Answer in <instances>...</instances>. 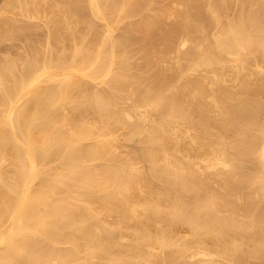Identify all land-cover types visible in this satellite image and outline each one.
Instances as JSON below:
<instances>
[{
    "label": "bare ground",
    "instance_id": "obj_1",
    "mask_svg": "<svg viewBox=\"0 0 264 264\" xmlns=\"http://www.w3.org/2000/svg\"><path fill=\"white\" fill-rule=\"evenodd\" d=\"M34 1L35 0H2L3 6L0 8V38H5L8 33H13L14 35L18 31L23 21H20L21 24H15V21L17 20V22H19L18 20L20 18L17 16L19 14L21 15L20 11H22V9L26 10L25 8L30 7V10H28L29 16L31 17L30 13L35 14L33 12L38 9V6L35 7L37 3ZM56 1L58 0H47L46 5H42L44 7L47 6L48 16L46 15V10L44 12L46 16L44 17L47 19L45 21L43 17L44 23H40L43 26L45 22L54 23L53 26L47 23L50 27L48 26L49 31L47 30L46 32L48 38L49 35L53 36V38L50 36L53 43L63 42L72 43L71 45L74 44V46L70 47L72 48L71 51L73 50L71 52L72 54L70 53L71 56L69 54V56H67L66 52V56L63 55L64 58L66 57V61L67 57L71 58V60L67 62L62 57H60L62 58L61 60L58 59L59 55L54 53V55H56L55 57H58L54 60H63L62 62H65V65L70 62V64L68 63V71L64 73L52 72L48 68L47 63L45 66L44 63L42 67V64H40L41 69L39 70L33 68L34 70L30 73L28 69L29 75L31 74L29 77L27 73L28 70L25 72L23 70V73L21 71L19 75L15 74L17 70L15 71L12 69L9 57L8 60L10 61L5 58L3 63L1 62L0 64L2 65L0 66V264H88L91 263V260L97 261L98 264H134L135 261V264H137L138 260H142V263L138 262V264H146L149 263V261H147L149 257L145 259L146 257L144 258V254L145 252L148 253L150 249L159 252L158 255V252L156 253L155 251V253H152L150 250V253L147 254L151 255L152 253L155 256L152 258H157L156 260L159 261L157 264H175L176 260L183 259L182 257L186 259V256L190 258L191 261L188 262V259L180 260L181 262L178 264H182L183 261L184 263L187 261V263L191 264L196 256L197 258H195L196 260L194 261L195 264H264V238L262 237L264 236V232L261 229V226L262 228L264 226V123H262L263 125L261 124L262 127L256 125L259 127L257 128L258 134L254 133L255 135H250L249 133L248 136L247 133L250 128V126H248L249 128L247 129V125L252 124L253 126L251 125V129L255 128L256 131L254 125L260 121L264 122V119L258 120L257 118V116L262 113L259 111L260 106L262 107L264 104V75L262 76L261 74L262 77H257L255 80L253 79L254 81L248 79H252L250 76H254L255 71L259 73L257 71H260V69L264 67V12L261 10V5H264V0H209L210 5H208L206 1L207 6L204 5V0H174L173 3L171 2L172 4L170 1L173 0H168L170 4L166 2L167 0H153L155 1L153 6L157 3L154 7H149L152 9H150L151 13H153L147 16L149 11L147 15H144V17L146 16L145 18L142 17V19H144L142 21L141 14L140 18H138L140 20H138V22L135 20L136 23H132L134 20H132L131 23L127 22L125 25L121 23L122 28L119 24L120 27H118V31L120 34H118L120 36H118L115 31L117 34L115 38L110 34L114 32L113 30L117 26L115 24L118 15L123 14L125 18H128L130 13H136L132 12L135 6L138 4L137 7L140 9L141 5L139 4H141V2L145 4L144 2H147L146 0H134L135 2L131 0H63L65 2L63 4L64 10H62L63 7H60L62 10L61 13H59L60 9L58 5L62 3H59V0V4L55 5ZM158 2H163V4H158ZM174 5H178L180 7H178L179 10L176 9ZM148 6L149 3L147 8ZM15 7H18L19 13L13 12ZM40 10H42V8H40ZM142 10L144 12V7ZM227 10L231 11V15L225 14L230 16H226V18L224 13H226ZM1 11H5V15L1 16ZM84 11H87L89 15L88 18L82 16ZM6 12H9L10 15H7ZM23 12L24 14L27 13V11ZM36 14L38 15V13ZM41 14H43V11ZM126 15L128 16L126 17ZM19 17L23 19V17L26 18L27 15ZM40 17L42 16L37 18L39 19ZM96 17L101 20V23H96L94 19ZM167 17H171V20H167L168 23L166 22ZM27 18L25 21L27 20L28 22L29 19ZM31 19L34 20L36 18L31 17ZM110 21L115 22V27L109 24ZM163 22H166L167 25H164ZM24 23L25 22H23V24ZM13 24L16 27H14ZM27 24L29 25V23ZM31 25L32 27L35 26L33 24ZM21 27L20 30H23V32L26 27L31 28L30 25ZM120 28L123 30L120 31ZM31 30L33 29L31 28ZM178 34H181V38ZM177 36L180 38V42L178 40L179 47H189L186 50L184 48V51L179 48L181 50L180 58L178 57L179 49H176L175 54L173 53L175 58H170L172 57V52L175 50L174 45H176ZM43 39L41 41H43ZM23 40L26 39L23 38ZM35 40L36 38L34 41ZM30 42L32 41L30 40ZM35 43L36 42H34V44ZM47 43L48 41L46 44ZM126 43H135L143 47L146 45L147 48L145 50V48L141 47L145 51L143 52L144 60L140 62L141 64L139 63L140 65L137 64L139 65L138 68H135L137 73L134 72L133 69L134 75L131 76V71L126 72L124 70V72L128 73L127 75L131 74L130 77L125 76L126 73L124 75L123 71L111 70L113 67L108 68L117 60H119L117 61L119 63L122 62L120 59L116 58L119 53H116L115 56L114 51L116 47H128L129 50H127L128 48L126 50L131 51V46H125ZM41 44L42 43H40V45ZM25 45L26 44H24V46ZM106 45L107 47H103L102 50L101 46ZM154 45L161 48V50L158 48L161 54L156 50ZM30 46L31 44L29 43V47ZM147 46L150 47L149 52L155 50L163 57L171 55L170 57L168 56L169 60L164 58L168 61H170V59L171 61L175 59V63L177 61L176 57L179 59L177 62H180L181 59L180 65L175 63L179 68L180 66H184V64L186 65V67L184 66L185 69H183L184 67L182 68L184 71L181 69L183 71H180L181 74H189L196 67L197 69L200 67V70L203 68L205 70L203 69L202 72L200 71L203 74L200 73L196 77L189 76L187 78L185 76L186 79L183 82L181 79L182 83L180 82V84H177L175 81L178 78L177 76L181 74L177 75V72L172 73L173 71L170 70L172 72H168L171 74L165 75L167 68H172L170 65L174 68L176 67L175 64L171 62L172 64L166 66L167 63L165 61L167 60L162 58L164 63H166V68L163 65L166 72L164 68L163 70L162 68H156L158 65L162 66L163 62L160 63L159 61L161 58H159L160 60L157 59L159 55L156 53V56L154 53L156 56L155 59L160 63L157 66L154 65L156 64V60L153 59V51L151 53H146L149 49ZM39 47L40 46H38L37 49L35 46L36 51L41 48ZM52 47L53 46H51V48ZM63 47L65 49V46ZM63 47H59L58 49L61 48L63 50ZM88 47L98 48L93 57H89L91 54H88V52H91V50ZM70 48H68V50ZM27 49L29 50V48ZM33 49L32 47V50ZM44 49L46 50V46ZM117 49L120 51L119 47ZM123 49L122 47V50ZM42 50L40 49V51ZM36 51L32 57L30 55V57L25 55L29 57V59H27L28 61L25 60L28 62V65L23 60L24 67L26 65L28 67L29 65L35 67L38 64L36 54H39V52ZM127 51L124 52L123 50V53H127ZM30 53L32 52H27V54ZM63 53L64 52L61 54ZM123 53L120 54L124 55ZM143 53L138 54L141 56ZM47 54L50 56L49 53ZM47 54L45 56L46 58ZM147 55H149V58ZM249 55L252 56L251 60L248 57ZM247 58L249 61H247ZM45 59H43V61L47 62L48 60L45 61ZM150 59H152L153 62L155 60V63ZM51 60L49 59V62H51ZM15 61L13 62L12 60L13 64H15ZM20 61L19 59V62ZM40 61L42 62V60ZM56 61H53L54 65ZM105 61L107 62L102 63ZM95 62L97 65L98 63L100 65H98V67L94 66L93 64ZM182 62H184L183 65H181ZM116 63L114 65H116ZM101 64H105V67L107 65V69L105 70V67H102ZM246 64H252V70L250 69V71H248V65ZM115 68H117V66H115ZM53 69L56 68L53 67ZM123 69L124 68H122V70ZM263 69L264 68H262V70ZM2 70L3 73L5 72L4 74ZM177 70L179 69L177 68ZM253 70H255L254 73ZM111 71L114 72L110 74V76L109 72ZM225 72H230L229 74L232 77H230L231 81L234 82L225 81V78L230 76H227ZM224 75L226 77H223ZM99 76H101V78L105 76L108 77L107 79H105L106 77L104 78V82L102 81L103 86L101 87L99 82H95L96 84H92V89L94 88V90L85 91V82H87V80L85 82L83 81L86 78L93 80L98 77L99 79ZM41 78L44 84L39 86L38 83L42 81L40 80ZM226 80L228 79L226 78ZM177 81L180 80L178 79ZM222 82L226 84L225 86L231 83L230 86L233 85V87L231 86L233 91H235L234 83H236L235 87L237 91L239 90V94L236 91L238 95H233V92H231L232 90L224 87ZM39 84H41V82ZM97 84H99V87L97 86L99 89H95L96 86L94 85ZM132 87H137L140 92L142 87H146V90L142 89L144 92H141V94L138 90L134 91L136 88L133 89L136 94L139 92V97L133 96L137 100L136 103H134V98L130 97L129 94ZM206 87H210L211 89L207 88V93L204 94L206 98H201L200 100L210 99L211 97L212 104L214 103L215 107L217 105V108H214L215 112L219 110L218 106L222 108V110L220 109V111H218L219 114L217 113L219 116L222 115L221 117L217 116L215 118L216 114L209 110V108H212V104L211 107H209L211 99L208 100V102L204 100L206 103L203 101L200 104L194 102L197 104L196 106L190 102L193 98H196V92L199 93L203 89L206 91ZM222 88H226L229 90V94H232L231 96L228 94L231 97H229L230 99L235 96V98L232 99L233 102L235 101L233 104H230L231 101L227 98L228 96H226L228 100L222 97V101H229L230 105H225L227 102L224 104L221 99L222 105H218L220 101H217L215 97L211 96L213 93L208 92L212 91L214 95L216 93L215 91L218 92V95H221V92H223L222 95L227 94L228 92ZM127 90H129V92ZM164 91L171 93L168 94L166 92L167 95H165L166 93ZM87 92L89 93L87 94ZM191 92L195 94V97H192L193 95ZM208 93L210 96L207 95ZM125 94H128V99H133L132 105H130V99L127 101H129V106L134 105L131 109L135 107L133 110L135 115L132 114V111L129 113L126 110L128 106L124 103L126 102L124 100V98H126ZM189 95L192 96L190 97ZM202 95L200 94L199 96L201 97ZM215 96L216 98L219 97L217 95ZM256 96L261 97L259 101L262 102L260 104L259 101L255 99ZM77 97L78 100H81L78 101ZM188 97L191 98L190 101ZM73 98L76 99L74 100ZM194 99L193 101H195ZM72 100H77L78 102H72ZM122 100H124V102ZM122 102L123 106L126 105L124 106L126 107L125 109L124 107L122 109ZM141 103H143V108L144 106L148 107L147 109L144 108L146 111L142 109ZM207 103H209V105H206ZM140 109L144 112H141ZM148 109H151L154 114L156 111L155 116H161L160 119H155L153 112H151L150 116L148 114L149 117L146 116ZM158 110L160 112L159 115H157L159 113H157ZM194 111L198 112V118L196 119L195 117L193 120L192 113ZM209 111L210 113L208 114ZM85 112L90 113L87 114L89 117H91L90 115L92 114L95 120H100L99 122L102 120L103 122L108 121V126L112 125L113 128L121 126L118 128V131L120 132L119 129H121L123 134L125 131L122 130V125H126L127 121L129 124L130 121L134 120V125L131 122L130 125L127 124L129 128L132 125L134 126L130 128H133V130H129V133L135 130L139 132L137 129L139 126H141L140 131H143V123L146 124L145 126L148 124L146 128L144 127L143 134L142 132L138 134L140 139L142 135L144 139L147 140V144H145V140L142 139L144 145H147L146 148L145 146L143 147L145 149L144 152H142V156L147 159L145 161L150 163V172H146L148 169H144L146 170L145 172L148 174L150 173L155 180L157 179L156 183L157 181L159 183L160 180L163 181L162 184H164V181L169 183L172 186L171 188L177 191L176 193L180 192L182 197H185L187 201L184 200L183 203L179 198H176L178 195L173 194L174 191H171L172 189L170 190L172 193L169 191L171 194L168 193V191L156 189L153 186L154 183L152 185V181L150 182V179H147L149 176L145 179V177L141 175V171L138 170L141 168L140 165V168H137L136 165L130 162V159L128 161L126 157L125 163L128 161V163L130 162L131 164H125L123 162L125 159L122 154L121 156H119L120 154L117 155L119 150L117 151L116 147H114L115 145H112L114 142L111 140L108 141L109 137L107 135L109 132H112L111 136H113L115 132H113V130L106 132L105 130V134H107L106 137L105 134L103 135L100 131H103L105 128H99L102 127L103 123H101V125L99 124L98 127L100 133H98V130V132L95 130L97 134H94L95 139L96 136L100 137L102 135L108 140L102 137V139H94L95 142L91 144H87V141L83 143L85 139L90 138L92 135L90 131L97 129H93L91 126L93 125L94 127V124H92L93 118H90V121H92L91 123L88 122L89 120L86 121V116V119L83 117V114L86 115ZM258 112L260 113L258 114ZM148 113H150V110ZM71 114H75V117L70 116ZM262 115L264 116V114H261L260 117H263ZM132 116H137L138 119H136L138 123L135 122L136 119H134V117L132 118ZM147 117L150 119L148 123L146 122L148 121ZM124 119L128 120L125 121ZM139 123L141 125L138 126ZM171 125L173 127L172 132L169 129ZM178 125L184 128L181 132L186 134L185 136H181L180 132L178 133ZM128 126H126V128ZM212 127L216 128L217 131ZM243 127H245L247 131H245ZM209 128H212V132L216 131V133H212V136L218 133V138H216L215 135L214 138L216 139H209ZM190 129H194L193 131H196V133H192L193 131H189L190 133H188ZM124 130L126 129L124 128ZM253 131L254 130H252V133ZM246 133L247 136L244 135L245 137H243L242 135ZM220 134L225 136L229 135V139L233 136L235 139L234 140L232 137L233 141L232 139L229 141L228 151L221 149L223 148L221 147L223 143L222 139H220ZM127 135L129 134L127 133ZM91 138H94V136H91ZM135 138L137 139V137ZM221 138L224 140L223 136ZM69 139L72 141L71 143ZM215 146H219L222 151L219 149L217 152L219 147L214 148ZM7 147L8 149L6 150ZM204 148L211 153L213 149L214 151L216 149L217 154L213 156L214 158H211L212 160L210 159L211 155H209V153H206L208 157L204 155L203 151V156L199 155L200 149L202 150ZM116 151L117 154L115 153ZM140 154L141 152L139 153V157ZM132 155L134 156V154ZM129 156L130 154L127 157ZM141 158L144 160L143 157ZM198 159L202 160L203 163H201V165H206L205 169L207 168V172L211 170L210 168H215V166L220 165L225 167L226 172L228 171L229 173L232 172L231 170L233 169L230 166L234 167V165L238 164L234 169H238L239 175L235 170L230 174L235 177L237 173L239 178H244L247 181L246 187L248 190L250 189V192L247 191L246 193V202H244V198L239 201V209L241 210L239 211L241 214L239 219L234 217L233 212L235 210L233 207H230L232 206L231 202L226 201L228 197L225 199L226 196H220L219 194L222 192L218 195L216 194L218 191H221V186L225 188V181L220 185L218 191L216 190L217 188H215L220 184H218V182H220L219 177H221L222 181L225 176L222 177V175L219 174L220 176H216L218 178H213L214 180H219L215 182L212 180V177H210V175H213L210 173L212 170L209 172L210 175L206 171L207 174L201 175L199 172L202 168L199 170L200 168L197 164L200 161ZM132 160L133 162L136 161L135 157H132L131 161ZM245 161L247 165L249 162L250 165L257 166L256 168L259 172L255 170L256 168H253L254 170L251 171L256 175H251L250 172L248 174L247 172L250 171L248 170L249 168L247 169L248 171L243 169L247 174L243 170L241 171ZM52 162L55 163L50 165ZM4 163L7 165L4 166ZM228 166L229 168H227ZM218 169L217 172L219 173L223 168L221 170ZM217 172L213 171V173H216L215 175L218 174ZM236 177L234 179L229 178L231 184L229 180V182L226 180L228 177L224 179L228 182V184H226L228 186L227 188H229L227 195H229L230 187L232 185L235 186L234 181H236ZM210 178L212 182H215L211 185L216 184L215 187L214 185L212 186L215 188V192H213L214 190L211 192V188H208L210 194L207 195L206 193L208 192H206V190ZM60 187H62L61 190H59ZM164 187L166 188L167 186L164 185ZM232 187L231 189L234 188ZM56 189L59 191L57 190V192H55ZM233 190H231V194ZM223 191L225 192V190ZM250 194L251 196H249ZM232 195L231 197H233ZM236 195L240 197V194L237 193ZM235 197V199L238 198V196ZM93 199L97 200V203L94 202L95 205L93 204ZM237 202L235 200L236 206L238 205ZM224 207L228 208V212H221L225 209ZM221 208L222 210L219 214ZM236 209L239 210L237 207ZM113 211H117V214H122L124 216L123 219L125 218L128 220H126L127 222L123 224L121 228L117 223L119 221H116L117 226L122 230L123 237L125 236L121 239L125 240L126 236L132 235L134 238L141 237V241L137 240V242H134L133 240L135 239H129L127 241L123 240V242L119 239H115L107 240L104 243L100 240L103 237L98 235L101 230L109 231L110 229H115L112 228L114 225L113 223H111L113 225L108 224L106 223L108 222L106 219V221L102 219L103 215H108V213L111 214ZM239 212L237 211L238 215ZM227 213L230 214L228 215ZM246 215H248V218H251L248 220L249 222L247 221L248 224L243 222ZM94 217L100 218V221L97 222L98 224L92 221ZM142 218L144 221H141ZM161 219H169L170 223L167 221L168 224ZM97 220L95 219L94 221ZM160 221L166 222L167 226L163 225L152 230L151 226L154 228L156 224L161 225ZM178 222L184 224L181 225L183 227L185 225L189 226V230L184 231L182 234L177 230V233L181 235L177 237L178 234H176L177 239H172V243L166 244L169 238L168 236L173 232L175 223L178 224ZM246 225L254 227V229H250L251 232L254 230L251 234L246 232L249 229L248 226L247 229ZM245 229L247 230L245 231ZM258 230H261V233ZM107 235L108 233L106 232V236ZM52 236H55L56 239H54L55 237L52 238ZM171 237L172 236H170L169 240H171ZM105 238L107 239V237H104V239ZM247 242H250V246L247 245L249 248L247 249L246 247L247 250H245V248H240L242 246L239 245L244 243L247 244ZM66 243H68L70 248L64 250L65 247H62L63 244ZM170 245L174 246V248L172 247V249ZM141 246L146 248H143L145 252L142 251ZM244 246L246 245H243V247ZM168 247L171 249L167 250ZM89 249H91L90 253ZM84 250H87V254L85 253L86 255L84 253V255L81 254ZM133 260H135L134 263ZM95 262L93 263L97 264Z\"/></svg>",
    "mask_w": 264,
    "mask_h": 264
},
{
    "label": "rangeland",
    "instance_id": "obj_2",
    "mask_svg": "<svg viewBox=\"0 0 264 264\" xmlns=\"http://www.w3.org/2000/svg\"><path fill=\"white\" fill-rule=\"evenodd\" d=\"M38 1H39V0H35V1H34V2L37 3V5H36V3H35L36 6H35V5H34V6H35V7L38 6V7H37L38 9H37L35 12H33V13H35V14L38 13V15L36 14V15H37V16H36L35 14L30 13V14H31V17H32V18H36V19H34V20L31 19V17L29 16V11H28V10H30V7H27V8H25L26 10H23V9H22V11H20V12H21V15L19 14V15L17 16L18 18H20V19L18 20L19 22H17V20L15 21V24H21L20 21H21V22L23 21V22H25V23L23 24V22H22V25H21V26L24 27V26H29V25H30V27H31L33 30H31V28H27V27H26V29L24 28V29L26 30V31L24 30V32H25V33H24L23 30H20L22 27L19 26V25H17V26L20 27V28L18 27V28H19L18 31H17L18 33L16 32L14 35H13V33H8V34H6V35H7L9 38H8L6 35H4V36H6L5 38L3 37L4 39H3L2 37H1L2 39L0 38V57L2 58V59L0 58V60H1V61H0V64H1V62L3 63V61H4L5 58H7L6 60H8V57H9V59L11 60L10 65L12 66V69H13V70H15V71L17 70V72L15 73V74H17V75H19V73H20L21 71H22V73H23V70H24V72H25V71H27V70L29 69V70H30V73L32 72V70H34L33 68H36V69L39 70V69H41V67L43 66L44 63H45L44 66H45L46 63H47L48 68H49L52 72H56V73H64V72L68 71V69H69V67H68V63L70 64V62L66 63V65H65V62H62L63 60H62V61H60V60L63 58V59L66 61V59H65L66 57H65V58L63 57V55L66 56V55H65V52H66L67 56H69V55L71 56V54H72L71 52H72L73 50L71 51L72 48H70V47L74 46V44L71 45L72 43L70 44V43H63V42H59V43H56V44H55V43H53L52 40H51V39L53 38L52 35H49V38L47 37V33H46V32H47V30L49 31V27H50L51 25L53 26L54 23H53V22H51V23H48V22H47V23L50 25V26H49V25H47V23L45 22L44 26L42 25V24L44 23V20L46 21V19H47V18H45L44 16H46V15L48 16V14H47V13H48L47 6L44 7V6L46 5V3H47V0H40V1H39V2H40V6H39V2H38ZM131 1L135 2L134 0H131ZM143 1H145V0H143ZM146 1L149 3L148 8H147V5H148L147 2H144L145 4H142V2H141V4H139V5H141V6H140V9L137 7V6H138V4H137V5L135 6L134 10H136V9H138V10H136V11L133 10L132 12H136V13H135V14H134V13H133V14L130 13L131 16H130V15H129V16L126 15V17L128 16V18H125V15H123V14H122V15L119 14V15H120V18H122V19H120V18H119V15H118L117 20H116V24H115V25H117L116 27H117V28L120 27L121 23H124V24H122V25H125L127 22H128V23H129V22L131 23L132 20H134V21H132V23H136L135 20H137V22H138V20H140V19H138V18H140L141 14H142V16H141V21L144 20V19H142V17H144V15H147L148 12L150 11V9H151L152 7H154V6L157 4V3H156V4H154V6H153V3H154L155 1H153V0H146ZM156 1H157V0H156ZM158 1H159V0H158ZM206 1L208 2V5H210L209 0H204V5L207 6V2H206ZM41 2H42V3H41ZM58 2H59V0L55 2V5H56V4L58 5L59 3H62V4H61L62 6H61V5H58V6H59V9H60V10L58 9V10L60 11L59 13H61L62 10H64V6H63V4H64L65 2H64L63 0H60L59 3H58ZM151 2H152V3H151ZM163 2H164V1H163ZM163 2H162V3H161V2H160V3L158 2V4H163ZM166 2L168 3L169 1L167 0ZM171 2L173 3L174 0H173V1H170V3H171ZM146 3H147V4H146ZM167 3H166V4H167ZM170 3H168V4H170ZM172 3H171V4H172ZM263 3H264V2H263ZM263 3H262V4H263ZM43 4H44V6H42ZM164 4H165V2H164ZM55 5H54V6H55ZM143 5H144V6H143ZM151 5H152V6H151ZM2 6H3V2H2V0H0V8H1ZM58 6H57V7H58ZM142 6L144 7V12L146 13V11H147L146 14L143 12V10H142L143 7H142ZM174 6H175V5H174ZM261 6H262V9H261ZM261 6H260V9L263 10V12H264V8H263L264 5H261ZM32 7H33V6H32ZM55 7H56V6H55ZM60 7H63V9L61 10ZM133 7H134V6H133ZM145 7H146V9H145ZM149 7H151V8H149ZM178 7H179L178 5L175 6V8L179 10L180 7H179V8H178ZM40 8H42V10H40ZM44 8H45V9H44ZM175 8H174V9H175ZM13 9H14V8H13ZM43 9H44V10H43ZM147 9H148V10H147ZM260 9H259V10H260ZM18 10H19L18 7H15V9L13 10V12H14V13L18 12V13H19ZM46 10H47V11H46ZM151 10H152V9H151ZM23 11H27V13L24 14ZM42 11H43V14H41ZM45 11H46V15H44V14H45V13H44ZM22 12H23V13H22ZM40 12H41V13H40ZM225 12H226V11H225ZM260 12H261V11H260ZM263 12H261V13H263ZM86 13H87V11H86V12L84 11L82 16H83V17L86 16V17L88 18L89 15H88V13H87V14H86ZM152 13H153V12H152ZM152 13H151V11H150L149 14H148L147 16H149V15L152 14ZM230 13H231V11L227 10V12L224 13V15H225V14H227V15H231ZM6 14H7V15H10L9 12H6ZM40 14H41V15H40ZM85 14H86V15H85ZM2 15H5V11H4V12L1 11V16H2ZM24 15H27V17H30V18H27V17H26V18L29 19L30 21L28 20V22H27V20L25 21L26 18L23 17V19H21L22 17H19V16H24ZM138 15H139V16H138ZM227 15H225V17H226ZM35 16H36V17H35ZM39 16H42V17H40V18L38 19L37 17H39ZM121 16H122V17H121ZM133 16H134V17H133ZM43 17H44V20H43ZM123 17H124V18H123ZM130 17H131V18H130ZM145 17H146V16H145ZM145 17H144V18H145ZM227 17H230V16H227ZM227 17H226V18H227ZM129 18H130V19H129ZM94 19H95L96 23H101V20H99L97 17L94 18ZM94 19H93V20H94ZM124 19H125V20H124ZM127 19H128V20H127ZM31 20H32V22H31ZM36 20H37V21H36ZM38 20H41V21H38ZM112 20H113V19H112ZM120 20H121V21H120ZM167 20H168V21L171 20V17H167V18H166V22H167ZM42 21H43V22H42ZM95 21H94V22H95ZM98 21H99V22H98ZM114 21H115V20H114ZM114 21H113V22H112V21L109 22V24H111L112 27H113V26L115 27V25H114L115 22H114ZM119 21H120V22H119ZM141 21H140V22H141ZM30 22H31V23H30ZM35 22H37V23H35ZM40 22H41L42 24H41ZM111 22H112V23H111ZM117 22H119V23H117ZM166 22H165V23L163 22L164 25H165V24L167 25L168 22H167V23H166ZM27 23H29V25H28ZM38 23H40V24H38ZM26 24H27V25H26ZM31 24H33V25H35V26L32 27ZM119 24H120V25H119ZM13 25H14V24H13ZM36 25H37V26H36ZM40 25H41V26H40ZM122 25H121V28H122ZM11 26H12V25H11ZM38 26H39V27H38ZM48 26H49V27H48ZM5 27H6V26H5ZM12 27H13V26H12ZM14 27H16V26L14 25ZM34 27H35V28H34ZM45 27H46V28H45ZM116 27H115L114 30H113L114 32H113V33L111 32V34H110V35L113 36V38H115V37L117 36L118 33L120 34V32L118 31L119 28L117 29ZM47 28H48V29H47ZM121 28H120V31L123 30V29H121ZM116 29H117V30H116ZM19 30H20L21 32H20ZM115 31L117 32V34H116ZM28 32H29V33H28ZM30 32H31V33H30ZM22 33H23V35H22ZM45 33H46V34H45ZM114 33H115V36H114ZM121 33H122V32H121ZM10 34H11V36H10ZM19 34H20V35H19ZM119 34H118V36H120ZM15 35H16V36H15ZM21 35H22V36H21ZM44 35H45V36H44ZM110 35H109V36H110ZM180 35H181V34H178V36H180ZM43 36H44V39H43ZM50 36L52 37L51 39H50ZM178 36H177V38H176V39H177V42H175L176 45H177V43H178V40L181 38V36H180V38H179ZM34 37L36 38L35 41H34V39H35ZM10 38H11V39H10ZM15 38H17V39H15ZM23 38H25L26 40H23ZM31 38H33V39H31ZM46 38H47V39H46ZM42 39H43V41H41ZM48 39H50L51 41L48 40ZM30 40H31L32 42H30ZM37 40H38V41H37ZM27 41H28V42H27ZM44 41H46V42L48 41V43L46 44V42H44ZM23 42H24V43H23ZM25 42H26V43H25ZM34 42H36V43H35L36 45L34 44ZM85 42H86V41H85ZM85 42H84V43H85ZM179 42H180V40H179ZM29 43L31 44L30 47H29ZM37 43H38V44H37ZM40 43H42V44H41L42 46L40 45ZM50 43H51V44H50ZM52 43H53V44H52ZM84 43H83V44H84ZM24 44H26V45L24 46ZM59 44H60V45H59ZM67 44H68V45H67ZM69 44H70V45H69ZM37 45L41 47V48L39 47L41 50L43 49L42 51H40V49L37 50V51L39 52V54L37 53L38 55L35 53L36 56H37V59H38V64H37L38 67H37V65H36L35 67H34V66L32 67L31 65H29V67H28V66H27V65H28L27 63H28V62H26L25 60L29 59L30 56H31V57L34 56V52L36 51V48L38 49V46H37ZM43 45H44V46H43ZM47 45H48V46H47ZM49 45H50V46H49ZM61 45H62V46H61ZM129 45L131 46V47H130V48H131V49H130L131 51H127V50H129V48H128V47H124V46H118L119 49H120V51L117 49L118 47L115 48V51H114V52H115V56H116V53H117V54L119 53V55L116 56V58H117V59H120L122 62H123V61H124V62H123V63H122V62L119 63V62H117V61H119V60H117V61H115V63L117 62L116 65H114L115 63H113L112 65H114V66L111 65V67H108V68H112V67H113L111 70H114V71H120V72H121V71L124 72V70H125L126 72L131 71L130 73H132V75H131L130 73H129V74H130L131 76H133V75H134V72H136V69H135V68H136V67L138 68V66L141 64L140 62L144 60V57H143V56H144V53H143V52H145V51H144L143 48H145V50H146L147 48H146V45L143 47V46L137 45V44H135V43H130V44H127V43H126L125 46H129ZM134 45H135V46H134ZM176 45H174V46L176 47ZM21 46H22V47H21ZM26 46H27V47H26ZM35 46H36V48H35ZM45 46H46V50L44 49ZM51 46H53V47L51 48ZM63 46H65V49H64ZM68 46H69V47H68ZM136 46H137V47H136ZM154 46H155V45H154ZM32 47L34 48V49H33L34 51L32 50ZM47 47H48V48H47ZM59 47H61V48L63 47V50H62L61 48L58 49ZM67 47L70 48V49L68 50ZM99 47H100V46H99ZM103 47L106 48L107 45H106V46H101L102 50H103ZM122 47L124 48V49H123L124 52L127 51V53H123ZM135 47H136V48H135ZM141 47H143V48H141ZM147 47H148V46H147ZM175 47H174L175 50L172 52V57H170L171 55H170V56L168 55L170 58H175V56L173 55V53L175 54L176 49H179V48H180L182 51H184V48H185V47H179V43H178V46H177L176 48H175ZM188 47H189V46H187V47L185 48V50L188 49ZM27 48H29L30 51H29ZM30 48H31V49H30ZM88 48H90V50H91V52L89 51L88 54L90 53V54L92 55V56L89 55V57H93V56L95 55V52H97L98 48H97V47H95V48H94V47H88ZM96 48H97V49H96ZM101 48H100V49H101ZM127 48H128V49H127ZM148 48H149V49L147 50L148 52L146 51V53H151V52L153 51V55H154V53H155V54H156V53L158 54V52H156L155 50H152L151 52H149L150 47H148ZM151 48H152V47H151ZM155 48H156V50H158V48L161 50L160 47L155 46ZM155 48H152V49H155ZM21 49H22V50H21ZM24 49H25V50H24ZM52 49H53V50H52ZM57 49H58V50H57ZM66 49H67L68 51H70V52H68ZM95 49H96V50H95ZM100 49H99V51H100ZM116 49H117L119 52H118ZM126 49H127V50H126ZM180 49L178 50V51H179V53H178V55H179L178 57H179V58H180V54H181V50H180ZM19 50H20V51H19ZM48 50H49V51H48ZM50 50H52V51H50ZM64 50H66V51H64ZM93 50H94V51H93ZM132 50H133V51H132ZM18 51H19L20 53H19ZM23 51L25 52V54H24ZM37 51H36V52H37ZM44 51H45V52L47 51L46 54H47V53L50 54V56L47 54V58H48V59L45 57L46 54L44 55V53H45ZM58 51H59V52H58ZM87 51H88V50H87ZM92 51H93V52H92ZM99 51H98V52H99ZM116 51H117V52H116ZM154 51H155V52H154ZM158 51H159V50H158ZM16 52H17L18 55L16 54ZM27 52H28V53H29V52H32V53L27 54ZM40 52H42V53H40ZM43 52H44V53H43ZM56 52L59 53V54H57ZM62 52H64V53L61 54ZM67 52H68V53H67ZM135 52H136L137 54H136ZM159 52H160V54H161V51H159ZM54 53H55L56 55H59V56H58L59 58L57 57L58 59H60L59 61H58V60H57V61L54 60V59H57V58L55 57L56 55H54ZM70 53H71V54H70ZM92 53H94V54H92ZM120 53H123L124 55H121ZM138 53H140V54L143 53V55L140 56ZM146 53H145V54H146ZM60 54H61L62 56H61ZM68 54H69V55H68ZM157 54H156V56H157ZM170 54H171V53H170ZM15 55H16V58H15ZM21 55H22V56H21ZM25 55H27V56L30 55V56H29V57H26ZM40 55H41V56H40ZM51 55H52V57H51ZM158 55H159V54H158ZM19 56H20V57H19ZM39 56H40V58H39ZM48 56L51 57V58H49ZM120 56H122V57H120ZM127 56H128V58H127ZM147 56H148V58H149V55H147ZM147 56H146V57H147ZM150 56H151V55H150ZM156 56L154 55V58H153V59H155ZM160 56H161V55H159L157 59L161 58L162 61L159 59V60H160L159 62H160V63L163 62V64H162V66H161V65H158V64H160V63L157 61V59H155V60H156V64H154V65H156V66L158 65L157 67L155 66L156 68H162V70H163V68H164V66H165L166 63H167L166 66H167L168 64H169V65L172 64L171 62L174 63V60H175V59H174L173 61H171V59H170V61H168V60H169V57H168V56H167V57H163V56L160 57ZM176 56H177V55H176ZM12 57H13V58H12ZM17 57H18V58H17ZM44 57H45L46 59H45ZM60 57H62V58H60ZM123 57H124V58H123ZM141 57H143V58H141ZM146 57H145V58H146ZM151 57H152V56H151ZM178 57H176V60H177V61H179ZM248 57L250 58V60L252 59V56H251V55H249ZM14 58H15V59H14ZM21 58H22V59H21ZM23 58H24V59H23ZM52 58H53V59H52ZM121 58H122L123 60H122ZM162 58H163V59H164V58H167L168 60H167V59H164V60H167L168 62L165 61L166 63H164V60H163ZM19 59L21 60L20 62H19ZM43 59H45V61H47V60H48V61H47V62H44ZM49 59H50V60L52 59L53 61H56V64H57V62H58V64L62 62L65 66H64L62 63L59 64L60 66H59L58 64H57L58 66H57L56 64H55V65H56V66H55V65H54V62H53L52 60H51L52 63L49 62ZM125 59H127V60H125ZM10 60H8V61H10ZM12 60H13V62L16 60V61H15V64H16V65L13 64ZM17 60H18V61H17ZM23 60H24V62L27 64V65L25 64V65H26L25 67H24V62H23ZM40 60H42V62H41ZM69 60H71V58H70V57H67V61H69ZM150 60H152V59H150ZM155 60H154V62H153V60H152V62L155 63ZM27 61H28V60H27ZM67 61H66V62H67ZM177 61H176L175 63H176V64L178 63V65H180L179 63L181 62V59H180V62H177ZM182 61H183V60H182ZM247 61H249L248 58H247ZM18 62H19V65H18ZM106 62H107V61L102 62V63H106ZM157 62H158V63H157ZM118 63H119V64H118ZM139 63H140V64H139ZM175 63H174V64H175ZM183 63H184V62H182L181 65H183ZM250 63H252V62H250ZM40 64H42L41 67H40ZM50 64H51V66H50ZM52 64H53V66H52ZM137 64H139V65H137ZM176 64H175V66L177 67ZM61 65H62L64 68H63ZM93 65L96 66V67H98V65H100V64L98 63V65H97L96 62H95ZM104 65H105V64H101L102 67H105ZM120 65H121V66H120ZM136 65H137V66H136ZM163 65H164V66H163ZM246 65H248V66H247V69H249L248 71H250V69L252 70V68H253V67H251L252 64H246ZM0 66H2V65H0ZM14 66H15V67H14ZM30 66H31V67H30ZM47 66H46V67H47ZM115 66H117V68H115ZM159 66H160V67H159ZM166 66H165V68H166ZM184 66L186 67L185 64H184ZM184 66H182V67L180 66V68L177 67V68L179 69V70H177L176 67H174V68H176V69H174L173 66L170 65V67H172L175 71H174L172 68H169V67H168L169 69L167 68V72H166V69L164 68V69H165V72H166L165 75H167V74H171V73H169V72H172V71H173L172 73H174V72L176 73V72H177V73H178L177 75H179V74H181V72L184 71V70H183V69H185ZM53 67H55L56 69H53ZM58 67H59V69H58ZM99 67H100V66H99ZM120 67H121V70H120ZM126 67H127V68H126ZM183 67H184V68H183ZM17 68H18V69H17ZM25 68H27V69H25ZM30 68H31V69H30ZM67 68H68V69H67ZM122 68H124V69L122 70ZM182 68H183V69H182ZM199 68H200V67H198V69H199ZM262 68H264V67H262ZM262 68L260 69V71H257V72H259V73H256V71L253 70V73H254V71H255V73H254V76H253V75L250 76L252 79L248 78V76H247V78H248L249 80H251V81H254L257 77H262V76L264 75V71H263L264 69L262 70ZM2 69H3V67H2ZM21 69H22V70H21ZM36 69H35V70H36ZM103 69H104V68H103ZM106 69H107V65H106V67H105V70H106ZM115 69H116V70H115ZM117 69H118V70H117ZM128 69H129V70H128ZM133 69H134V72L132 71ZM181 69H182L183 71H182ZM196 69H197V67L193 70L195 74L193 73V71H191V73H193V74H191V73H189V74L186 73V74H185V73H184V74L179 75L180 77L177 76L178 78L176 79L175 82H176L177 84H180L181 79H182V82H183V81L186 79V77H187V78H188L189 76H191V77H196V76H198V75L203 71L204 68L201 69V70H200V69H199V70L197 69V70L199 71V73H198V71H197ZM29 70H28L27 73H28V76L30 77L31 74L29 75ZM127 70H128V71H127ZM170 70H172V71H170ZM204 70H205V69H204ZM15 71H14V72H15ZM85 71H87V70H85ZM114 71L109 72V75L112 74ZM168 71H169V72H168ZM180 71H181V72H180ZM196 71H197V72H196ZM200 71H201V72H200ZM248 71H247V72H248ZM126 72H124L123 74L125 75ZM162 72H164V71H162ZM165 72H164V73H165ZM0 73H1V72H0ZM2 73H3V70H2ZM4 73H5V72H4ZM4 73H3V74H4ZM136 73H137V72H136ZM136 73H135V74H136ZM225 73L227 74V76L230 75V74H229L230 72H228V73L225 72ZM127 74H128V73H126L125 76H129V77H130V75H127ZM201 74H203V73H201ZM258 74H259V75H258ZM261 74H262V76H261ZM0 75H1V74H0ZM109 75H106V76H109ZM28 76H27V78H28ZM106 76H105V77H106ZM110 76H111V75H110ZM185 76H186V77H185ZM105 77L101 78V76H99V79H98V77H97V78H95V79H93V80H92V79L89 80V78H86V79L83 81V82H85V81L87 80V82H85V83H86V85H85L86 87L84 88L85 91L94 90V88L92 89V87H93L92 84H96V83H98V82L101 84L100 86L102 87V86H103L102 83L104 82L105 79L108 78V77H106V78H105ZM184 77H185V78H184ZM223 77H226V76L224 75ZM230 77H231V75H230L229 77H226L228 80H226V78H225V81L230 82V81H231V78H232V77H231V78H230ZM100 78H101V79H100ZM104 78H105V79H104ZM178 79H179L180 81H177ZM229 79H230V80H229ZM253 79H254V80H253ZM40 80H42V81H40L41 84H39L40 82L38 83L39 86L42 85V84H44V83H43V79L41 78ZM91 80H92V81H91ZM94 80H95V81H94ZM96 80H98V81H96ZM88 81H90V82H88ZM102 81H103V82H102ZM225 81H224V82H225ZM92 82H94V83H92ZM95 82H96V83H95ZM175 82H174V83H175ZM182 82H181V83H182ZM224 82H222V85H224V87H227V89L232 90L233 85H231V86H232V87H231V86H230L231 83H228L227 86H225L226 84H225ZM227 82H226V83H227ZM231 82H234V81H231ZM85 83H84V84H85ZM88 83H90L91 85L88 84ZM223 83H224V84H223ZM232 84H233V83H232ZM87 85H88V86H87ZM98 85H99V84L94 85V86H96L95 89H99V88H97ZM90 86H91V88H90ZM228 86H229V87H228ZM235 86H236V83H234V88H235V89L233 88L235 91L232 90L231 92H233V93H232L233 95L237 96V95L239 94V90L237 91V90H236L237 88H236ZM98 87H99V86H98ZM87 88H88V90H87ZM134 88H136V90H134V91H137V90H138L137 87H134ZM134 88L132 87L131 92H129V90H127V91L129 92V94H130V97H132V98H134L133 96H138V97H139L138 94H139L140 90H138L139 92H137L138 94H136V93L133 91ZM207 88H208V89H211L210 87H206V88H205L206 91H204V89H203V90L201 91L202 93L204 92L203 95H202L201 92L197 93L196 91H192V92H196V98H195V99L193 98L195 101H193V99L191 100V98H189V97H188V98H189L188 100H189V101L191 100L190 102H192V103L194 104V106L197 105L196 103H199V104L202 103V101L205 102V101L207 100V102H208V100H210L211 97H210V99H206V100L204 99L205 101H204L203 99L200 100L201 98H206V95H204V94L207 93V90H208ZM0 89H1V88H0ZM142 89H143V90H146V87H142ZM142 89H141V92H144V91H142ZM222 89H225L226 92L229 91V90H227L226 88H222ZM222 89H221V90H222ZM170 90H172V89H170ZM170 90H169V91H170ZM225 90H224V91H225ZM127 91H126V92H127ZM236 91L238 92V94H236ZM128 92H127V93H128ZM141 92H140V94H141ZM164 92H165V91H164ZM166 92L168 93V91H166ZM166 92H165V93H166ZM192 92H191V94H192ZM208 92H209V93H213V94H211V96L215 97V99H217V101H220V99H221V101H222L224 97L226 98V96H228L227 98H229V97L232 95V94H229V92H228L227 94H223V95H222L223 92H221V95L219 94V95H220V96H219V95H218V92L215 91V92H216L215 95L219 96L218 98H216V96L214 95V92H212V91H208ZM231 92H230V93H231ZM234 92H235V93H234ZM88 93H89V92H87V94H88ZM131 93H132V94H131ZM133 93H135V94H133ZM167 93H166L165 95H167ZM169 93H171V92H169ZM169 93H168V94H169ZM209 93L207 94L208 96H210ZM85 94H86V93H85ZM200 94L202 95L201 97L199 96ZM228 94H229L230 96H229ZM131 95H132V96H131ZM192 95H193V96H192ZM192 95H189V96H190V97H191V96H192V97H195V94H192ZM125 96H126V98H124V100H125L126 102H124V100H122V101L128 106V108L124 107V106H126V105L123 106V102H122V109H123V107H124V109L126 108V110H127L129 113H131V111H132V114H134L133 110L135 109V107H134V109H131L134 105H133V106H129V101H130V105H132L133 99L129 98V99H130V100H129V99L127 98L128 94H127V95L125 94ZM203 96H204V97H203ZM235 96H233L232 99H234ZM258 96H260V95H258ZM258 96L255 97V99H257V101H259L260 98H261V97H258ZM75 97H76V96H75ZM222 97H223V98H222ZM227 98H226L225 100H228ZM230 98H231V97H230ZM230 98H229V100L231 101L230 104H233L235 101L233 102V100L230 99ZM73 99H74V98H73ZM75 99H76V98H75ZM75 99H74V100H75ZM79 99H80V98H79ZM196 99H197V100H196ZM77 100H78V97H77ZM77 100H76V101H73V100H72V102H76V103H77V102L80 101L81 99L78 100V101H77ZM127 100H129V101H127ZM134 100H135L134 103H136V101H137L136 98H134ZM198 100H199V101H198ZM197 101H198V102H197ZM221 101L218 102V105H222V103L225 104V102H227V101H225V102L222 101V103H221ZM194 102H196V103H194ZM210 102H211V103H210ZM210 102H209L210 105H209V103L206 104V105H209V107H211L212 99H211ZM261 102H262V101H259V104H260ZM205 103H206V102H205ZM219 103H221V104H219ZM193 104H192V105H193ZM230 104H229V101H228L227 104H225V105H230ZM262 104H263V103H262ZM140 105H141L142 109H144V108L147 109V108H148V107H145V106H144V108H143V106H142L143 103H141ZM263 106H264V104H263ZM263 106H262V107L260 106V110H259V111L262 112L261 114H264V108H263ZM129 107H130V108H129ZM137 107L140 108L139 106H137ZM137 107H136V108H137ZM209 107H208V108H209ZM214 108H217V105H216V107H215V106H214V103H213V104H212V108H211V109L209 108V110H210L211 112H213L214 114H216V115H215V118H216L217 116H218V117H221L222 115L219 116V115H218V114H219L218 111H220V109L222 110V108L218 106V109H219V110L217 109V110H218V111L216 110L217 112H215ZM142 109H140L141 112L146 111V109H144V111H143ZM140 110H139V111H140ZM149 110H150V113H148ZM152 110H153V109H152ZM148 111L146 112V113H147L146 116H148V114H149V116H150V115H151V112H153V111H151V109H148ZM210 111L208 112V114L210 113ZM158 112H159V110L157 111V113H158ZM194 112H195V113H194ZM194 112L192 113V118H193V120L195 119V117H196V119L198 118V114H197L198 112H196V111H194ZM260 112H258V114H259ZM85 113H86V112H85ZM217 113H218V114H217ZM87 114H90V113L87 112L86 115L83 114V117L85 118V116H86V118H87L86 121L89 120L88 122H91V123H92V121H90V120H91L94 116H92V114H91V115H90L91 117H89V115H87ZM153 114H154V112H153ZM159 114H160V112H159L157 115H159ZM258 114H257V115H258ZM261 114L258 115L259 117L257 116L258 120H262V119H264V118H263V117H264L263 115H262L263 117H260ZM74 115H75V114H74ZM74 115L71 114L70 116L75 117ZM134 115H135V114H134ZM155 115H156V111H155V114H154L153 116H154V118L157 119V120L160 119L161 116H160V117H159V116L156 117ZM211 115H212V114H211ZM87 116L89 117V119H88ZM149 116H148V117H149ZM133 117H134V116H132V118H133ZM148 117H147V118H148ZM151 117H152V116H151ZM151 117H150V118H151ZM211 117H212V116H211ZM213 117H214V115H213ZM84 118H83V119H84ZM86 118H85V119H86ZM90 118H91V119H90ZM136 118H137V116L134 117V119H136ZM215 118H213V119H215ZM255 118H256V116H255ZM257 118H256V119H257ZM259 118H260V119H259ZM73 119H74V118H73ZM93 119L95 120V118H93ZM137 119H138V118H137ZM137 119H136L135 122L138 123ZM152 119H153V117H152ZM152 119H151V120H152ZM217 119H218V118H217ZM217 119H216V120H217ZM94 120H93V123H92V124H94V127H93V125H91V126H92L93 129H94V128H97V129H94V130H93L91 127H89L90 129L93 130V131H90V132L92 133V135H91V134H90V135H91V136H94V138H91V136H90V138L85 139L84 142L82 141L83 143H85L86 141H87V144H91V143L95 142V141H94V139H95V135H97V134L95 133V130L97 131V130H98V127H99V124L101 125V123H103V124H102V127H99V128H101V129H103V128L105 127V128L103 129V131L100 130V131L103 133V135H104L107 131H110V130H111V131L113 130V132H115V133L113 134V136H111V135H112V132H111V133L109 132L110 135H109V134H108V135L105 134V136L107 135V136L109 137V140H108L107 138H104V136H102V135H101L100 137L96 136V139H100V138L102 139V137H103V139H105V140L107 139L108 141H110V140L113 141L114 144H112V145H113V146L115 145L114 147H116L117 151H118V150L120 151V152L118 151V154H117V151H116L115 153H116L117 155L120 154L119 156H121V154H122L123 158L125 159V157H126V159H128V161H129V159H130V162H132L134 165H136L137 168H138L139 165H140L141 168L139 167L140 169H138V170H140L141 172H140V171H139V172L141 173V175H142L143 177H145V179L147 178V176H149L147 179H148V180L150 179V180H149L150 182L152 181V182H151L152 185H153V183H154L153 186H154L156 189H162L163 191H168V193H170L171 191H174V190L171 188L172 186H171L169 183H167L166 181H164V184H162V182H163L162 180H160V182H159L160 184L158 183V181H157V183H156V180H157V179L155 180V178H154L153 176H151L150 173H149L150 175H149L148 173H146V172H150V163L147 162V161H145V160H147V159H145V157L142 156V152H144V149L147 147V145H144V142H143V140H145L144 137L141 135V139H140V138H139L140 136L138 137V134H141V132H142V134H143L144 127L146 128V127L148 126V124H147V126H145L146 124L143 123V125H144V126H142V127H143V128H142L143 131H140V127H141V126H139V125H141V124L139 123V124H138L139 128H137V129L139 130V132H136L137 130H135V131H130V133H129V130H133V128H132V129H130V128H131V127H134V126H133V125H134V124H133V123H134V120H132L133 122L130 121L133 125L130 126V128H129L128 125H130V122H129V124H128V121H127L128 119H127V120L124 119L125 121H127L126 123H127L128 125H127V124L125 125V124L123 123L124 125H122V130L125 131V133L123 134V132L121 131V129H119L120 132L118 131V128L121 127V126H118V127L113 128L112 125H110L111 127L108 126V124H107L108 121H107V122H106V121L103 122V120H102L101 122H99L100 120H95V121H94ZM129 120H130V119H129ZM149 120H150V119L148 118V121H146V122L148 123ZM157 120H154V121H157ZM258 120H256V121L259 122ZM97 121H98V122H97ZM125 121H124V122H125ZM263 121H264V120H263ZM95 122H96V124H95ZM139 122H140V121H139ZM144 122H145V121H144ZM216 122H217V121H216ZM104 123H105V124H104ZM137 123H136V125H137ZM141 123H142V121H141ZM255 123H256V122H255ZM255 123H254V124H255ZM262 123H264V122L260 121L259 123H257V124L254 125V127H256V131H255V128H254V127H253L254 129H251V125H252V124H251V125H250V124L247 125V129L249 128L248 126H250V128H249L248 130L251 131V132H249V131L247 132V133H248V136H249V133H250V135L258 134V129H257V128H259V127H257V126L259 125V126L262 127V125H263ZM261 124H262V125H261ZM136 125H135V127H136ZM213 125H214V124H213ZM256 125H257V126H256ZM89 126H90V125H89ZM96 126H97V127H96ZM107 126H108V127H107ZM123 126H124V128H125L127 131L124 130ZM126 126H128V127L126 128ZM138 126H137V127H138ZM252 126H253V125H252ZM263 126H264V125H263ZM109 127H110V128H109ZM181 127H182L181 125H178L177 131H178V133L180 132V135H181V136H183V135L185 136L186 134H183V132H181L182 129L184 130V128H183V127L181 128ZM245 127H246V126H245ZM245 127H243L244 130H245ZM171 128H172V129H171ZM212 128H213V127H212ZM212 128H209V130H208V135H209V139L212 138V139L214 140V139L218 138V137H217L218 133H217V135H216V134H213L214 136L216 135V136H215L216 138H214V136H212V133H216L217 129H216V128H213V129L216 130V131L213 130L214 132H212ZM135 129H136V128H135ZM169 129H170L171 132H172V130H173L172 125L169 127ZM250 129H251V130H250ZM105 130H106V132H105ZM193 130H194V129H190V130H188V133H190L189 131L192 132ZM252 130H254L255 132L253 131V133H252ZM98 131H99V130H98ZM98 131H97V132H98ZM100 131H99L98 133H100ZM245 131H247V130H245ZM245 131H244V132H245ZM93 132H94V133H93ZM116 132H117V133H116ZM131 132H132V135H131ZM169 132H170V131H169ZM171 132H170V133H171ZM218 132H219V131H218ZM256 132H257V133H256ZM127 133H128L129 135H127ZM133 133H134L135 135H134ZM136 133H137V134H136ZM192 133L195 134L196 131H193ZM247 133H246V134H243L242 136H243V137H245L244 135L247 136ZM254 133H255V134H254ZM94 134H95V135H94ZM210 134H211L212 137L210 136ZM116 135H117V136H116ZM130 135L132 136V138H131ZM220 135H221V137H222V136L224 137V140H223V138L220 137V139H222V143H223V145L221 144L222 146H221V145H219V146L223 147V148H221L222 150L224 149V151H228V149H227V148H228V144H229V141L232 139L233 136L231 137V135H230L231 139H229V137H228L229 135H226V136H225V135H222V134H220ZM107 136H106V137H107ZM110 136H111V139H110ZM240 136H241V135H240ZM240 136H239V137H240ZM127 137H128V138H127ZM135 137H137V139H136ZM227 137H228L229 140L227 139ZM114 138H115V139H114ZM117 138H118V139H117ZM96 139H95V140H96ZM112 139H114V140H112ZM138 139H139V140H138ZM142 139H143V140H142ZM183 139H185V138H183ZM212 139H211V140H212ZM226 139L228 140V142H227ZM233 139H234V137H233ZM233 139H232V141H233ZM246 139H247V138H246ZM69 140H70V139H69ZM69 140H68V141H69ZM92 140H93V141H92ZM117 140H118L119 142H118ZM234 140H235V139H234ZM91 141H92V142H91ZM99 141H100V140H99ZM99 141H97V142H99ZM103 141H104V140H103ZM115 141H116V144H115ZM140 141H141V142H140ZM204 141H206V140H204ZM71 142H72V141L70 140V143H71ZM101 142H102V140H101ZM142 142H143V145H142ZM226 142H227V143H226ZM111 143H112V142H111ZM139 143H140L141 145H140ZM145 144H147V140H145ZM144 146H145V148H143ZM219 146H218V147H219ZM224 146H225V147H224ZM119 147H120L122 150H121ZM218 147L215 146L214 148H218ZM258 147H259V146H258ZM118 148H119V149H118ZM7 149H8V147L6 148V150H7ZM116 149H115V150H116ZM205 149H206V148H204V149H202V150L200 149V151L198 150V151H199V155L203 156V155H202V151H203V152H204V155H206L207 157H208L207 154L209 153V155H211V156H210V159H211V158H214L213 156H215V154H217V153H216V149H215V151H214V149H213V152H212V153L209 152L207 149H206V150H205ZM219 149H220V147L218 148L217 152L219 151ZM221 149H220V150H221ZM141 150H142V151H141ZM204 150H205L206 152H205ZM222 150H221V151H222ZM258 150H259V149H258ZM122 151H123V152H122ZM256 151H257V150H256ZM121 152H122V153H121ZM125 152H126L128 155L130 154V156L127 157L128 155H127ZM140 152H141V154H140V157H139V153H140ZM206 153H207V154H206ZM210 153H211V154H210ZM257 153H258V152H257ZM125 154H126V155H125ZM132 154H134V156H133ZM135 154H136V155H135ZM137 154H138V155H137ZM124 155H125V156H124ZM119 156H118V157H119ZM118 157H117V158H118ZM132 157H135V160H136L137 162L134 161V162H135V163H134L133 160L131 161V158H132ZM141 157H143L144 160H143ZM226 157H227V156H226ZM119 158H120V157H119ZM123 158H122V161H123ZM136 158H137V159H136ZM140 158H141V159H140ZM204 158H206V157H204ZM126 159L123 161L124 163L126 162ZM139 159H140V161H139ZM227 159H228V158H227ZM119 160H121V159H119ZM198 160L200 161V162L197 164L198 167L200 168L199 170H201V168H202V170H203V171L201 170L199 173H200L201 175H204V174H207V173L210 175V173H212L213 175H212V176L210 175V177H212V180H214L215 178H218V177H216V176H220V175H222V177H224V176H225V178L228 177V178L226 179V180L228 181L229 178L234 179V178L237 176V173H238V175H239V171H238V169H237V168H236L237 170L234 169V167H235V166L237 167L238 164H237V165H234V167H233V166H230V167H232L233 169L231 168V169H232V170H231L232 172H229V173H228V171L226 172L225 167L220 166V165H219V166H218V165L215 166V168H210V169L212 170V172H210V171H211L210 169H208V170H210V171L207 172V171H206L207 168L205 169L206 165H205V164H202V165H201V163H203L202 160H200V159H198ZM198 160H197V161H198ZM211 160H212V159H211ZM122 161H121V163L123 164ZM128 161H127V163H125V164H127V165H128V164H131L130 162L128 163ZM140 162H141V163H140ZM54 163H55V162H52L50 165H52V164H54ZM204 163H205V162H204ZM242 163H243V162H242ZM242 163H241V164H242ZM137 164H138V166H137ZM3 165L5 166V165H7V164L4 163ZM147 165H149V166H147ZM203 165H204V166H203ZM201 166H202V167H201ZM240 166H241V165H240ZM247 166H248V167H247ZM254 166H255V165H254ZM254 166H253V165H250L249 162H248V165H247V162L245 161V162H244V166H242L243 168H241V167H240V168H241V171H242L243 169H245V171L250 170V171L247 172L248 174H249V172H250L251 175H253V174L256 175L254 172H253V173L251 172V171H253V170L257 167V166H255V167H254ZM145 167H146V168H145ZM218 168H219L220 170L223 168L222 171H220L221 173H220V172H219V173L217 172V169H218ZM227 168H229V166H228ZM238 168H239V167H238ZM248 168H249V169H248ZM253 168H254V169H253ZM144 169H146V170L148 169L149 171H148V170L146 171V170H144ZM204 169H205V170H204ZM214 169H215L216 171H215ZM219 169H218V170H219ZM247 169H248V170H247ZM251 169H252V170H251ZM142 170H143V172H142ZM233 170H235V171L237 172L236 175H235V173H234L235 177H234L233 175L230 174V173H233V172H234ZM255 170H257V168H256ZM145 171H146V172H145ZM205 171H206L207 173H206ZM213 171H214V172H217L218 174L215 175L216 173H213ZM224 171H225V172H224ZM243 171H244V170H243ZM245 171H244V172H245ZM257 171L259 172V170H257ZM209 172H210V173H209ZM222 172H223V173H222ZM144 173H145V174H144ZM245 173H246V172H245ZM247 173H246V174H247ZM143 174H144V175H143ZM147 174H148V175H147ZM219 174H220V175H219ZM223 174H225V175H223ZM227 174H228V175H227ZM229 174H230V176H229ZM145 175H146V176H145ZM232 176H233L234 178H233ZM237 177H238V178H237ZM237 177H236V179H235L236 181H234L235 186L232 185L234 188L231 186L234 190L231 189V187H230L229 195H227V191H228L229 188H227L228 186H227L226 184H228V182H229L230 180L227 182L226 180H224V179H225V178H224V179H222V181H221V177H219L220 182H218V184H219V183H220V184H219V185L217 184L218 186H216V184H215V185L213 184V185H214V187L216 186L215 188H217L216 190L218 191V188L220 187V185H221L224 181L226 182V183L224 184V187H225V188H223V186H221V187H222V188L220 189L221 191H218V192L216 191V192H217L216 194L218 195L219 193L222 192V193H221L222 195L219 194L220 196H226L225 199L228 197V198L226 199V201L231 202V205H232V206H230V207H231V208L233 207V209L235 210V211L233 212V215H234V217H236V218L239 219V216L241 215L240 212H239V211H241V210L239 209V208H240V202H239V201L242 200V198H244L243 200H244V202H246V201H245V199H246V193H247V191L250 192V191H249L250 189L248 190V188L246 187V186H247V181H246L244 178H243V179H244V181L246 182V185H245V182L243 181V179H242L241 177H240V178H239V176H237ZM151 178H153V179H151ZM213 178H214V179H213ZM212 180H211V178H210V180H209V185H208L207 190H206V192H208V193L205 192L207 195L210 194V191L212 192V191L214 190L213 192H215V188H213V187H212L213 185H211V184L217 182L216 180H218V179L214 180L215 182H214V181L212 182ZM154 181H155V182H154ZM210 181H211V183H210ZM218 181H219V180H218ZM155 184H157V185H155ZM230 184H231V181H230ZM230 184H229V186H230ZM236 184H237V185H236ZM159 185H160V186H159ZM164 185L167 186V187L165 188ZM161 186H162V187H161ZM209 186H210V187H209ZM236 186H237V187H236ZM164 188H165V189H164ZM168 188H169V189H168ZM208 188H211L210 191H209ZM235 188H236V189H235ZM246 188H247V190H246ZM58 189H59V188H58ZM58 189H56L55 192H57ZM61 189H62V187H60L59 190H61ZM166 189H167V190H166ZM171 189H172V190H171ZM59 190H58V191H59ZM170 190H171V191H170ZM223 190H225V192H224ZM231 190H233V192H232V194L234 193L233 195L231 194ZM236 190H237V191H236ZM169 191H170V192H169ZM234 191H235L236 193H235ZM176 192H177V191H174V193H173V194L178 195V196H176V198H179V200H181L182 202H183L184 200L187 201V199H186L185 197H184L185 199L182 197V194H181L180 192H178V193H176ZM223 192H224V193H223ZM171 193H172V192H171ZM171 193H170V194H171ZM237 193L240 194V197H239V195H236ZM225 194H226V195H225ZM252 194H253V193H252ZM231 195H232L233 197H231ZM229 196H230V197H229ZM235 196H238V198L235 199V198H236ZM249 196H251V194H250ZM234 197H235V198H234ZM252 197H253V196H252ZM230 198H231V199H230ZM239 198H240V199H239ZM250 198H251V197H250ZM238 199H239V200H238ZM94 200H95V201H94ZM230 200H231V201H230ZM232 200H233V201H232ZM235 200H236V202H237V200H238V202H237L238 205H237V206H236ZM94 202L97 203V200H96V199H93V204H94ZM212 202H213V201H212ZM232 202H233L234 204H233ZM183 203H184V202H183ZM185 203H186V202H185ZM186 204H187V203H186ZM94 205H95V204H94ZM233 205H234L235 207H234ZM236 207H237L239 210H237ZM224 208H225V207H224ZM221 210H222V208L219 210V214H220V211H221ZM226 211L228 212V208L223 209L221 212L224 213V212H226ZM237 211L239 212V215H238ZM116 212H117V211H113V212H111V214L108 213V215H103V216H102V219H103L104 221H106V220L108 221V222H106V223H108V224L113 223L114 225L111 224V225H113L112 228H115V229H112V230L110 229L111 231H110V230H109V231H104V230L102 231V230H101V231L99 232L98 235H100L101 237L103 236V237H102L103 239H102L100 236H99V237H100L101 239H100V238H99V239L102 240L104 243H105V241H107V240H115V239H119V240H121V241L124 240V239H121V238H124L125 236L123 237V234H122V232H121L122 230H120V228H121V226H123V224H125L128 220L125 219V218L123 219L124 216H123L122 214H117ZM229 212H230V211H229ZM118 213H119V212H118ZM241 213H242V212H241ZM227 214L229 215L230 213H227ZM119 215H120V216H119ZM221 215H222V214H221ZM224 215H226V214H224ZM105 216H107V217H105ZM97 218H98V220H97ZM246 218H247V219H246ZM95 219H96L97 221H94ZM105 219H106V220H105ZM108 219H109V220H108ZM249 219H251V218H250V217L248 218V215H246V217H244V219H243V222H244L245 224H248V222H249L248 220H249ZM126 220H127V221H126ZM161 220H164V221H166V222H167V221L169 222V219H167V220H166V219H161ZM92 221L97 223V222L100 221V218H99V217H94V218H92ZM111 221H112V222H111ZM116 221H119V222H117V223H118V225H120V228H119V226H117ZM141 221H144V219L142 218ZM247 221H248V222H247ZM109 222H110V223H109ZM120 222H123V223H120ZM166 222H161V221H160V224H161V225L156 224V225H154V228L151 226V229H152V230H153V229L155 230L156 228H158V227H160V226H163V225L167 226V223H168V222H167V223H166ZM115 223H116V225H115ZM119 223H120V224H119ZM163 223H165V224H163ZM169 223H170V222H169ZM169 223H168V224H169ZM97 224H98V223H97ZM121 224H122V225H121ZM176 225H177V226H176ZM181 225H184V224H182V223H180V222H178V224L175 223V225H174V227H173V232H174V231H175V232H174V233H173V232L171 233V235H170V236H172V237H171V240H169L170 236H168L169 238L167 237L168 240H167L166 244H167V243H168V244H169V243H172L173 240L177 239V237H179L184 231H188V230H189V229H188L189 226H186V225H185V226L183 227V226H181ZM247 226L249 227V225H246V227H247ZM248 227H247V229H248ZM263 228H264V226H263ZM263 228H262V226H261V229H262V231L264 232V229H263ZM247 229H245V231H246ZM250 229H254V227H253V226H250V227H249V229H248L249 231H248V230L246 231V232H248V234H251V233L254 231V230H252V232H251ZM117 230H118V231H117ZM177 230H178L179 233H181L180 235L177 233ZM119 231H120V233H119ZM180 231H181V232H180ZM258 231H260V233H261V230H258ZM106 232L108 233L107 236H106ZM109 232H110V233H109ZM104 233H105V234H104ZM112 233H113V234H112ZM153 233H154V232H153ZM111 234H112V235H111ZM120 234H121V235H120ZM176 234H178L177 237H176ZM263 235H264V234H263ZM108 236H109V237H108ZM173 236H174V237H173ZM261 236H262V234H261ZM54 237H55V236H52V238H54ZM104 237H107V239H106V238L104 239ZM117 237H118V238H117ZM262 237L264 238V236H262ZM112 238H113V239H112ZM140 238H141V237H139V238H138V237L134 238L132 235H128V237L126 236V239H125V240L127 241V240H129V239H130V240L135 239V240H133V241H134V242H137V240H140ZM54 239H56V237H55ZM172 239H173V240H172ZM125 240H124V241H125ZM141 240H142V239H141ZM141 240H140V241H141ZM124 241H123V242H124ZM140 241H139V242H140ZM103 242H102V243H103ZM249 244H250V242H247V244L244 243V244L239 245V246H242V247H240V248H243V249L245 248V250H247V249L249 248V247H247V245L250 246ZM103 245H104V244H103ZM243 245H246V246L243 247ZM170 246H171V248H172V247L174 248V246H172V245H170ZM64 247H65V248H64ZM141 247H142V251H144L143 248H145V247H143V246H141ZM146 247H147V246H146ZM246 247H247V249H246ZM62 248H64V250H65L66 248L69 249L70 246L68 245V243H66V244H63V247H62ZM171 248L168 247L167 250H168V249L170 250ZM173 248H172V249H173ZM145 249H146V248H145ZM147 249H148V247H147ZM148 250H149V249H148ZM148 250H147V251H148ZM150 250H151V249H150ZM150 250L148 251V253H150ZM191 250H192V249H191ZM193 250H194V249H193ZM84 251H85V252H84ZM84 251H83L81 254H83V253L85 254L87 250H84ZM151 251H152V250H151ZM155 251H156V250H155ZM155 251H152V253H155ZM90 252H91V249H89V253H90ZM144 252H145V251H144ZM157 252H158V251H156V253H157ZM189 252H190V251H189ZM89 253H88V254H89ZM148 253L145 252V254H144V255H145L144 258L146 257L145 259H147V257H149V258L147 259V261H149L150 264H153V263H154V264H157V263L159 262V261L156 260L157 258L153 259L155 256L151 253V255L149 254V255L151 256V257H150L149 255H147ZM84 254H83V255H84ZM86 254H87V253H86ZM86 254H85V255H86ZM146 255H147V256H146ZM152 255H153V256H152ZM158 255H159V252H158ZM186 255H187V253H186ZM186 255H185V256H186ZM152 257H153V258H152ZM182 258H183V259H179L178 261L176 260V261H175V264L180 263V262H181L180 260H186V259H188V260H187L188 262L191 261V259H190V258H187V256L185 257L186 259H184V257H182ZM195 258H197V256L194 257V260H192L193 262H192L191 264H195V263H194V261L196 260ZM136 260H137V259H136ZM134 261H135V260H133V263H134ZM187 261H186L185 263H184V261H183V263L186 264ZM93 262H95V261H92V260H91V263H88V264H92ZM138 262H139V263H142V260H141V261L138 260V261H137V264H138ZM95 263L98 264L97 261H96ZM135 263H136V261H135ZM135 263H134V264H135ZM149 263H146V264H149ZM183 263H182V264H183ZM245 263H246V262H245ZM93 264H94V263H93ZM144 264H145V263H144ZM169 264H172V263H169ZM187 264H190V263H187Z\"/></svg>",
    "mask_w": 264,
    "mask_h": 264
}]
</instances>
